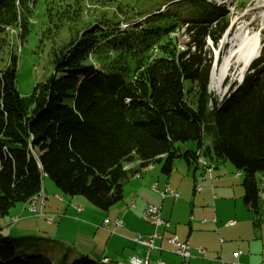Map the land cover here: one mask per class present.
<instances>
[{
  "label": "trees",
  "instance_id": "trees-1",
  "mask_svg": "<svg viewBox=\"0 0 264 264\" xmlns=\"http://www.w3.org/2000/svg\"><path fill=\"white\" fill-rule=\"evenodd\" d=\"M84 1L58 0L47 8L46 33L60 36L52 49L54 72L30 94L16 89L12 52L0 69V218L36 196L45 177L61 193L108 211L146 167L161 163L169 174L177 160L211 155L242 174L244 206L257 225L264 216V48L243 82L219 101L208 91L213 61L207 41L217 45L228 31L226 6L154 0L166 11L159 8L140 24L131 21L146 11L121 0H86L110 9L91 18ZM181 4L192 10L189 19L174 14ZM23 8V0H0V51L10 46L7 28L18 27L20 37L27 33ZM123 22L137 24L121 31ZM183 26L188 41L181 47L174 33ZM189 141L202 155L176 146ZM135 161L138 168H129ZM12 240L0 232V264H54L25 251L11 257ZM56 264L104 263L81 256Z\"/></svg>",
  "mask_w": 264,
  "mask_h": 264
},
{
  "label": "rangeland",
  "instance_id": "rangeland-1",
  "mask_svg": "<svg viewBox=\"0 0 264 264\" xmlns=\"http://www.w3.org/2000/svg\"><path fill=\"white\" fill-rule=\"evenodd\" d=\"M28 1L29 3L23 0V9H25L26 13V15L23 16H26L27 33L23 35V37H20V30L18 27H15L14 29L17 31V34L14 33L13 35H10V33H8L10 46H6L0 51V69H3V67L6 65L8 56L11 52L16 56V89L21 96L30 94L33 86L36 83L44 81L47 77L53 74L54 67L52 63V49L60 38L58 35L53 36L46 33V29L48 27L46 10L48 7L56 5L58 0H34L33 2H31V0ZM121 1L127 7L135 8L139 12L146 11L142 15L135 16L131 21H137L140 24L143 23L142 20L147 14L159 8L162 12H165L167 9L166 6L158 7L160 3L154 0ZM208 2L211 3V5L219 4V2H215L213 0H208ZM29 4H32V6L30 7ZM83 4L86 6L87 10L85 11V16L90 18L93 16L99 17L101 12L110 10L109 8L101 9L98 7H93V5L86 0L83 2ZM226 4V8L229 11L231 17L228 31H226L223 37L218 41L217 45H213L209 40L207 41L209 50L212 53L213 61L209 76L208 91L219 101H221L228 94L230 88H232L234 85H240L241 78L245 77L249 69V67H244L240 58L235 57L233 58L232 63H237L231 68L228 67V78L224 79V77H221L220 75L223 70L225 60L235 47L237 39L245 41V44H254L255 42L259 43L260 51L262 48H264V32L260 33L264 28V10H255L264 4V0H226ZM175 8L177 9L173 11L174 14H179L182 20L189 19L191 14H193L192 10L186 7L184 4L173 7V9ZM84 10L85 9H83V11ZM170 10L171 8H169V11ZM241 17H246V19L240 21L239 19ZM254 20H256V25H250ZM137 22H123L119 25V30L124 31L129 28H134V25L137 24ZM184 28L185 26L181 28L182 30L179 33H174L175 36L179 37V40L181 41V47H183V44L188 41L187 37L182 35ZM209 142L210 140L206 136L204 138L203 147L206 148L209 145ZM176 146L182 150H196V143L193 141H189L184 144L178 143ZM136 164V168H138V162ZM156 164L159 165V163ZM223 164H226L232 168V171L228 175L235 173V169L229 162H219L218 167L222 168ZM158 165L155 166L158 168ZM185 166L186 165L183 160H177L174 163L173 168L174 170L178 169V173H180L182 172V169L180 168H185ZM160 167L161 165H159V168ZM193 168L194 167L191 168V172L193 171ZM177 174L175 175V178H177L176 180H178ZM241 183L242 179L240 178L237 184L240 186ZM44 185L47 202L45 210L46 213L51 214L44 213L42 216L34 215L26 209L24 204H18L10 210L9 216L0 218V230H8L2 229V225L4 223H10L9 221H11V218H13L12 215H14V213L17 214L21 208H24L22 212L23 216L19 217V220H26V225H23L22 227H14L15 223H12L10 230L13 231L7 233L9 236L12 235V238L14 239L12 240L11 246L12 251H14L16 255L25 251L27 252L28 256L39 254L40 256L48 257L51 260L60 262L63 260V257H75L77 260L79 257L86 254L88 255V253L92 252L90 257L96 259L98 255L105 250V243L110 237L122 241L124 240V236L122 235L111 236L110 234L101 231L102 228H100V225L102 224L103 220H101V222L99 221L98 223L96 221L93 223L90 220L83 218L82 215L71 212L70 209L77 205L81 207L87 205L89 208L98 212L105 213L104 211L96 209L82 197H78L81 202L80 204L66 203V201H69L72 196L61 193L56 187L55 183L48 177L44 178ZM238 187L232 186V188L228 191H224L223 194H221V197L227 200L229 199L231 204H233L235 202L233 194L235 193V188H237L238 191ZM259 187L264 193V182L260 183ZM58 198H61V200L63 199L62 201H65V203H61V200L59 201ZM53 202H55V205L63 206V208L55 210V212L57 211L56 213L48 212V208L54 207L52 205ZM209 204L210 202H206L203 204V207L208 209ZM240 204H242V206L244 205V203H241V201ZM241 208L243 212H245L243 209L244 207ZM49 218H53V224H48L47 220ZM107 219L112 221L111 217H108ZM257 225L264 229V216ZM257 225H255L256 229ZM98 226L100 229L97 228ZM130 244V247H122L120 243L115 241V243L111 244L110 251L114 249L118 252L115 255L110 252L108 255L110 257H114L112 259L115 261L128 264L130 259L137 257L138 255L133 251L135 248H137V246H134L131 242ZM137 250L141 251L142 249L141 247H138ZM143 250L145 251V256H141L142 261L148 260L150 264H153L154 259L150 254L151 250L148 248Z\"/></svg>",
  "mask_w": 264,
  "mask_h": 264
},
{
  "label": "crops",
  "instance_id": "crops-1",
  "mask_svg": "<svg viewBox=\"0 0 264 264\" xmlns=\"http://www.w3.org/2000/svg\"><path fill=\"white\" fill-rule=\"evenodd\" d=\"M196 153L202 155L201 150H196ZM205 160L207 161L206 167L196 162L188 163L184 161L186 166L185 168H180L182 169L180 173H178V169L174 170V168L169 174L162 173L161 167L159 168L161 163L159 165L152 164L146 167L141 170L137 177H133L124 185L122 200L108 211H104L105 213L93 210L87 205L84 207L80 206L82 208L81 211L77 210L76 207L78 205L71 208V212L80 214L83 218L93 223H95V221L97 223L99 221L101 222V220H105L108 217H111L112 220L120 219L123 221L122 226H115L112 224V221H109L108 226H110L107 227V229L101 230L111 236L122 235L124 236V240L122 241L110 237L105 243V250L102 251L97 258L95 257L96 260L102 262L106 259L108 264L120 262L113 260L112 258L114 257L108 255L110 252L114 255L117 254L118 251L114 249L110 251V246L112 243H115V241L120 243L122 247H130V242L134 246H137V248L141 247V251L137 250V248L133 250L138 254L137 257L133 258L142 260L141 256H145V251L143 249L146 248L134 244L130 239L135 234L144 237L156 234L162 238L154 239V245L157 249H149L154 259L153 264H220V260L225 262L232 261V254L237 251L241 252L238 258L240 264H263L264 229L259 225H257V229L255 228L254 215L244 205L242 206V204H240V201L244 203L242 202L244 191L242 190L243 187H241L242 183L240 186L237 183L240 178L242 179V174L237 171L231 163L230 164L235 169V173L231 175L228 174L232 171V168L226 164H223L222 168L218 167L219 162L225 163L227 161H218L211 155H208ZM136 163L137 162H133L129 164V168L136 169ZM155 165H158V168ZM192 167L194 168L191 172L190 170ZM176 174L178 175V180L175 178ZM153 185H155L158 190L168 187L178 192L179 197L176 200H173L170 196L161 198L159 194L152 189ZM44 186L43 180L42 192L45 194ZM195 186H199L201 189L195 191ZM232 186H239L238 191L237 188H235V193L233 194L235 202L233 204H231L229 199L227 200L221 197V194L231 189ZM58 200L60 201L61 198H58ZM62 200L60 202L65 203V201ZM37 201L36 209L38 210V216H42L44 213L51 214L46 213L45 210L47 205L46 198L41 208L39 206V200ZM206 202H210L208 209L203 207V204ZM66 203L80 204L81 202L78 196H74L69 201H66ZM52 205L54 207L48 208V212L56 213L57 211L55 212V210L63 208V206L55 205V202H53ZM147 205L160 208V216L168 223V227H154L141 219L142 212ZM241 207H244L243 209L245 212H243ZM23 210L24 208H21L17 214L14 213V215H12L13 218L17 220L13 221L11 216L10 223H4L2 225V229H8L5 230L6 234L13 231L10 230L12 223H15L14 227L26 225V220H19V217L23 216ZM53 218L47 220L48 224L54 223ZM50 219H52L51 222H49ZM213 219H215L214 222H212ZM202 220L205 221L202 222ZM230 221H234V224L228 226L224 225ZM97 228L100 229L99 226ZM5 231L0 230V232L4 233ZM167 236H175L179 241H187L190 245L191 257L183 259L175 255L172 252L171 246L163 240V238ZM10 237H12V235ZM199 248L204 249V255L198 253ZM91 253L92 252L83 256L90 257ZM19 255H21V253L18 254V256ZM13 256H16V253L12 252L11 257ZM65 258L70 263L76 261L75 257ZM51 261L54 264L58 263V261ZM145 261H147V264H150L148 260Z\"/></svg>",
  "mask_w": 264,
  "mask_h": 264
},
{
  "label": "built area",
  "instance_id": "built-area-1",
  "mask_svg": "<svg viewBox=\"0 0 264 264\" xmlns=\"http://www.w3.org/2000/svg\"><path fill=\"white\" fill-rule=\"evenodd\" d=\"M197 164L202 165L203 167H206V161L204 160V158L202 156H198L196 159ZM209 170V169H208ZM152 189L157 192L159 194V196L161 198H164L165 196H170L173 200H176L179 197V193L176 191H173L171 189H169L168 187L162 189V190H158L156 189L155 185L152 186ZM195 191H199L201 188L199 186H195ZM45 194L42 192L39 193V195L37 197H34L32 199H30L26 204V209L31 212L34 215H38V210L36 209V204H37V200H39L40 202V208L44 205L45 203ZM39 204V203H38ZM78 211H81L82 208L81 207H76ZM40 211V210H39ZM141 219L146 222L147 224L154 226V227H168V223L166 221H164L161 216H160V208L155 207L153 205H147L144 209V211L142 212V216ZM17 219H13V221H15ZM52 219L49 220V222H51ZM205 220H202V222H204ZM215 219L212 220V222H214ZM108 223L109 220L106 219V221H103L100 228L102 229H107L108 227ZM112 224L115 226H122L123 221L120 219H113L112 220ZM234 224V221H230L225 223V226L228 225H232ZM156 238H162L161 236H158L156 234H153L152 236L149 237H144L142 235H138L135 234L130 240L134 243L137 244L139 246H143L145 248L148 249H157V247H155L154 245V239ZM163 240L172 248V252L183 258V259H187L191 257V253H190V245L187 241H179L175 236H167L165 238H163ZM198 253L201 255H204L205 251L204 249L199 248L198 249ZM241 252L237 251L235 253L232 254L233 256V260L232 261H219L220 264H240L238 262V258L240 256ZM103 261H106V259H104ZM128 264H147V261H142L138 258H132L129 260ZM264 264V263H263Z\"/></svg>",
  "mask_w": 264,
  "mask_h": 264
},
{
  "label": "bare ground",
  "instance_id": "bare-ground-1",
  "mask_svg": "<svg viewBox=\"0 0 264 264\" xmlns=\"http://www.w3.org/2000/svg\"><path fill=\"white\" fill-rule=\"evenodd\" d=\"M255 10H264V4L261 5L260 7L256 8ZM246 17H241L239 20H245ZM250 25H256V20H254ZM264 32V28L260 33ZM259 43L255 42L254 44H245V41L239 40L237 39L236 41V45L235 47L232 49V51L230 52L228 58H226L225 63L223 65V70L221 72V77H224V79L228 78V72L229 69L228 67H232L235 63H232L233 58L237 57L240 58L242 61V64L244 65L245 68H248L251 64V62L258 56L259 51H260V45H258ZM138 176V174L136 175V177ZM41 192V191H40ZM39 192V193H40ZM39 193L34 196L37 197L39 195ZM259 196L264 199L263 193L259 192ZM33 197V198H34ZM32 199V198H31ZM80 207V206H77ZM15 219V218H13ZM12 219V220H13ZM103 221H106L103 220ZM103 263H107L106 261H102Z\"/></svg>",
  "mask_w": 264,
  "mask_h": 264
},
{
  "label": "water",
  "instance_id": "water-1",
  "mask_svg": "<svg viewBox=\"0 0 264 264\" xmlns=\"http://www.w3.org/2000/svg\"><path fill=\"white\" fill-rule=\"evenodd\" d=\"M116 264H123V263L118 262V263H116Z\"/></svg>",
  "mask_w": 264,
  "mask_h": 264
}]
</instances>
